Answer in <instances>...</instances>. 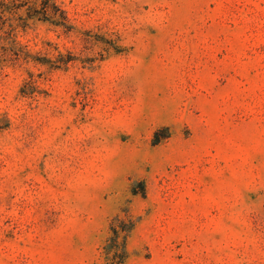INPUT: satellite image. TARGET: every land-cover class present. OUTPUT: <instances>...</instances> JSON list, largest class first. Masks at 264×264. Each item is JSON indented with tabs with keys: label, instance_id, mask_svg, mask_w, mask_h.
I'll list each match as a JSON object with an SVG mask.
<instances>
[{
	"label": "rangeland",
	"instance_id": "374dc122",
	"mask_svg": "<svg viewBox=\"0 0 264 264\" xmlns=\"http://www.w3.org/2000/svg\"><path fill=\"white\" fill-rule=\"evenodd\" d=\"M0 264H264V0H0Z\"/></svg>",
	"mask_w": 264,
	"mask_h": 264
},
{
	"label": "trees",
	"instance_id": "16d2710c",
	"mask_svg": "<svg viewBox=\"0 0 264 264\" xmlns=\"http://www.w3.org/2000/svg\"><path fill=\"white\" fill-rule=\"evenodd\" d=\"M115 233H116V235L118 234L116 231H115ZM120 251H121V248H119L118 243H116V247L114 249V254L118 255L120 253ZM123 252H125V251H123Z\"/></svg>",
	"mask_w": 264,
	"mask_h": 264
}]
</instances>
